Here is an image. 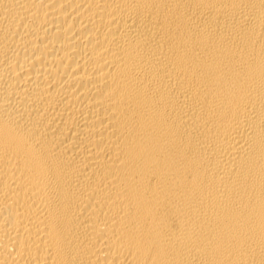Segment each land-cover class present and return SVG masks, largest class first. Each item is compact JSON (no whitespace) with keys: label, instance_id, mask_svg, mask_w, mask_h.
Here are the masks:
<instances>
[{"label":"bare ground","instance_id":"1","mask_svg":"<svg viewBox=\"0 0 264 264\" xmlns=\"http://www.w3.org/2000/svg\"><path fill=\"white\" fill-rule=\"evenodd\" d=\"M0 264H264V0H0Z\"/></svg>","mask_w":264,"mask_h":264}]
</instances>
